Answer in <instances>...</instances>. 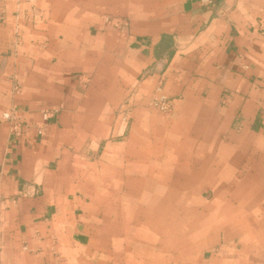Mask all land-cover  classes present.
Wrapping results in <instances>:
<instances>
[{
	"label": "crops",
	"instance_id": "1",
	"mask_svg": "<svg viewBox=\"0 0 264 264\" xmlns=\"http://www.w3.org/2000/svg\"><path fill=\"white\" fill-rule=\"evenodd\" d=\"M0 213V264H264V0H0Z\"/></svg>",
	"mask_w": 264,
	"mask_h": 264
},
{
	"label": "rangeland",
	"instance_id": "2",
	"mask_svg": "<svg viewBox=\"0 0 264 264\" xmlns=\"http://www.w3.org/2000/svg\"><path fill=\"white\" fill-rule=\"evenodd\" d=\"M206 3V2H205ZM105 25L111 29H114L116 31L118 30H121L125 27V23L124 22H121V21H116L114 20L113 18L111 17H107L105 18ZM161 89V92H158V89ZM159 93H161L162 95L166 96L171 104H172V109L169 113H165V112H162L160 111L157 107H155L153 105V100L157 97H159ZM148 106L159 112L161 115L164 116L165 119H168L171 117L172 113H173V110H174V107H173V102L172 100L166 95V92H165V89H164V79L163 78H160V80L158 81L154 91H153V95L150 97L149 101H148ZM58 112L57 114L59 113V111L61 109H57ZM128 110V109H127ZM125 117L122 118L121 120V126H120V130H124L127 131L128 127H129V114H130V111H127L125 112ZM178 188H181V187H178ZM152 189V190H151ZM154 189V191H153ZM126 193L127 195H129V197L131 198L130 201H128L126 203V206L128 209L132 210V211H141V216H140V222L142 223V225H145V224H150V223H154V217L152 216H149L148 214H150V212L152 211L151 208H157V210L159 209V207H161L162 211L164 210V208L166 207V202L165 201H159V202H156V201H153L152 198L154 196V193H158V194H161L164 192L161 190L160 187H148V186H137V187H134V186H128L126 187ZM139 197L141 198L142 201L139 200ZM136 199V200H135ZM114 205V207L117 206V202H113L111 203ZM194 203H190L189 205V209H190V214L192 215L194 213V211L191 209V206L193 205ZM170 207L168 206L169 208V212L173 215V223H171L170 221H168L167 223H165L166 219L165 217H160L161 214H159V220H158V224L159 225H163V227H166L169 225H171L173 228H174V242H178L177 240L181 238V236L183 235L182 232H181V229L182 227L185 225V219H183L182 215H183V211L185 209V205H187L186 203H183V202H179V201H175L173 202V205L172 203H170ZM196 205V203H195ZM117 208V207H116ZM167 209V208H166ZM137 215V213H136ZM136 219V220H137ZM135 220V221H136ZM191 222V221H190ZM192 224V222L190 223ZM148 236V235H147ZM164 236V237H163ZM162 236V238H165V234ZM176 245H179V244H175V253L178 252L177 251V248H176Z\"/></svg>",
	"mask_w": 264,
	"mask_h": 264
},
{
	"label": "built area",
	"instance_id": "3",
	"mask_svg": "<svg viewBox=\"0 0 264 264\" xmlns=\"http://www.w3.org/2000/svg\"><path fill=\"white\" fill-rule=\"evenodd\" d=\"M206 2V4L208 5H212L213 4V0H204V3ZM158 92H161V89H158ZM159 97L155 98L153 100V105L155 107H157L160 111L165 112V113H169L172 109V104L170 102V100L162 95L161 93H159ZM58 110H53V111H45L43 113V123H41V125H39L38 127V132L42 135L46 129V124L47 122L56 116ZM13 129L15 130L16 133H19L20 131V126H22L19 122V120L17 118H13ZM1 213H0V222H1Z\"/></svg>",
	"mask_w": 264,
	"mask_h": 264
}]
</instances>
